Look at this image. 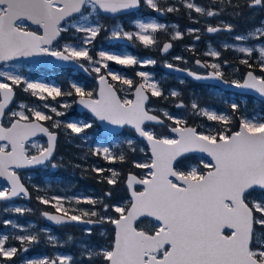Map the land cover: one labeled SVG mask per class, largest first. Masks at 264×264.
<instances>
[{
	"label": "snow or ice",
	"instance_id": "obj_1",
	"mask_svg": "<svg viewBox=\"0 0 264 264\" xmlns=\"http://www.w3.org/2000/svg\"><path fill=\"white\" fill-rule=\"evenodd\" d=\"M226 2L231 5V0H212L213 4ZM142 4L158 13L178 11L171 6L160 7L158 0H0V63L7 65L21 58L51 57L56 61L76 63L87 72L89 68L84 63L87 62L92 66L90 71L97 74L99 83L96 91L77 84H72L69 91H62L54 85L0 71V178L6 182L0 186V201L31 198L19 170L58 167L52 162L58 138L53 129L63 127L79 136L93 127L91 123L62 124L40 107L25 103L13 108L15 89L23 86L25 93L44 102L42 107L56 117L65 113L48 104V99L55 101L57 97L75 95L76 102L97 120L118 128L128 127L146 144V148L137 147L135 141H126L131 152L144 153L146 159L132 162L134 168L144 171L128 172L124 180L128 199L123 202L112 204L103 199L37 196L40 204L55 210L54 213L44 211L41 215L56 225L112 226L113 234L106 244L85 243L89 264H264V116L238 115V103L230 105L232 115H227L201 108L193 102L191 109L195 115L220 125L215 129L198 130L181 117L167 111L158 115L148 106L150 97L164 95L159 85L151 81L149 73L136 71L135 75L140 78L136 81L113 72L108 66L112 61L117 65L143 68L154 65L155 60H138L127 53L106 51H99L98 59L90 55L88 46L104 30L96 19L99 13L114 16L138 9ZM184 6L201 16L219 15L212 8L192 2H185ZM247 6L264 8V0H249ZM136 28L138 31L129 32L115 25L112 38L136 40L146 48L152 47L158 44L156 33L166 26L137 22ZM70 30L83 34L81 46L59 45L62 34ZM222 30L232 32L233 28L230 24L224 28H206L208 33ZM188 31L196 33L199 29ZM249 35L264 39V28H257ZM180 38V31L172 36L173 40ZM199 38L197 35L196 39ZM234 39L244 41L246 38L237 35ZM171 47V43H165L162 51L167 53ZM236 50L248 58L258 52V65L249 63V59H242L240 63L249 69L258 67L261 75L250 70L242 81H229L224 78L220 63L199 59L195 61L199 67L213 71L201 75L171 63H166L165 67L177 72L187 71V75L197 81L217 80L237 89L251 90L264 98V47ZM205 55L220 57L218 51H209ZM175 59L183 60L179 56ZM102 69L106 70L105 74H101ZM108 77L122 87L118 88ZM121 92L125 95L121 96ZM179 95L175 91L171 93L172 97ZM61 107L70 105L63 103ZM176 107L184 108L185 105L181 101ZM152 125H159L161 131ZM37 137H46V144L38 143ZM93 154H102L109 163L127 162L126 155H115L107 147H98ZM91 171L113 186L119 183L122 175L113 168L93 167ZM105 172L110 175H101ZM104 195L111 198L112 192L109 190ZM73 203L90 207H73ZM13 210L18 214L31 211L19 207ZM4 224L20 227L11 220H5ZM84 231L91 236L93 230L88 227ZM101 235L105 233L101 232ZM15 239L21 248L6 245L8 236L0 238V264H15L14 258L20 251H29L25 245L40 242L38 233L16 236ZM48 242L55 246L56 238L49 235ZM24 264H73V257L58 255L27 260Z\"/></svg>",
	"mask_w": 264,
	"mask_h": 264
},
{
	"label": "rangeland",
	"instance_id": "obj_2",
	"mask_svg": "<svg viewBox=\"0 0 264 264\" xmlns=\"http://www.w3.org/2000/svg\"><path fill=\"white\" fill-rule=\"evenodd\" d=\"M246 2H249V0H245ZM185 2H192L195 3L199 6L207 8L204 4H202L199 0H158V3L160 7H175L178 9V11L168 13V14H179V11L181 8L184 10H189L187 9L184 4ZM143 6L147 7L146 5L142 4ZM223 5H228L227 2ZM235 4L232 3L231 0V5L234 6ZM181 7V8H180ZM149 8V7H148ZM261 7H256V14H261ZM153 11V10H152ZM156 12V11H153ZM195 13V12H194ZM198 18L191 19L189 20L192 25L188 24L184 27V24L180 25L178 22L174 20H169V16H166L164 20H160L157 16H153L148 19H138L136 21H132L131 19H124L125 22H123V19L120 17H108L115 19L114 23H111L110 26L106 25L103 23V18L104 16L101 15V13L98 14V19L99 23L103 26L104 31L106 33V36H97L96 39L92 42V46H88L93 50L92 55H95V57L98 59V52L99 51H106L109 53H127L128 52H120L115 49L108 48V44H113L116 45L118 43H124L126 39H114L112 38V31L115 27V25H120L124 31H129V32H135L138 31L136 28V23L137 22H144V23H149V22H155L158 24H163L166 26L164 30H161L160 32L164 35V37H169L172 39L173 34L176 31H180L182 33V38L180 39H175L179 42H181L179 45L180 48L178 52L171 54L169 57H163V61L160 63V65L163 67L166 63H171V64H179L182 66V63L186 61V54L193 55L197 52V50H201L204 43H200L203 33L206 35V30L203 32L200 28L204 27L206 28L207 26L213 25L211 22L212 17H206V16H201L197 13H195ZM122 16H127V15H122ZM216 16H214L215 18ZM128 19V20H127ZM219 22H222V25H229L225 24V21L218 20ZM127 23V24H125ZM201 24V26H197ZM128 25V26H127ZM173 25L177 26L173 28ZM232 26V25H231ZM233 27V26H232ZM257 28H262L261 26H256L253 29L248 30L246 34H239V33H232L228 34L229 36H221L219 38L215 39H208L206 43V47L203 48V52L198 53L199 55L205 54L206 52L209 51H218L220 53L219 59H216L212 56H209V60L207 63H220L221 64V71L224 74H231V78L233 80H240L242 81L243 78H241L240 73L237 69V67L233 66L225 56V51H230L231 55H234L235 58L240 56L242 59H254L255 61L259 60V55L258 52H254V55L252 58H248L244 54L238 52L236 49L240 47H252V48H260L264 47L262 44H256L252 43V39L254 38L253 36H250L249 33L255 32ZM189 29H199V32L196 33H190L188 30ZM67 33V37L69 40H61L59 41V45H63L65 43H71V44H76L77 46L80 45V39L82 38L83 34H78L75 33L74 30H70ZM65 33V34H66ZM199 36V40L196 41V36ZM237 35H243L245 36L244 41H236L234 38ZM73 36H77V40H72ZM100 37L99 41L97 42V38ZM190 38L191 43L185 44L183 43V39ZM173 40V39H172ZM235 42H234V41ZM225 45H228V47H225ZM154 49L155 46H152ZM131 55V54H130ZM182 57L183 60H176L175 57ZM140 60H151V59H140ZM226 62V63H224ZM109 68L113 72H117L120 74L125 75L126 72L125 70H128L130 72L133 71L135 74L136 71H145L142 70V68L137 65L136 68L134 69L133 67H126L123 65H117L115 62L109 61L108 62ZM148 66L154 67V65L148 64ZM212 70V69H211ZM0 71H5V72H11L14 74H19L24 76L26 79H29L34 82H43L47 83L50 85H54L57 87H64V90L62 91H69L71 90L72 84H77L78 86L83 87V85L79 82H77L74 79L73 75H76V72L71 73V75H67V73H64L66 75L63 76L59 72L55 71V69H44V68H38L34 67L31 65H27L24 63H10L7 65H2L0 66ZM149 73L151 77V81L156 82L159 87H160V80L156 78V76L148 71H145ZM106 70L102 69L101 74H105ZM167 75V74H166ZM238 75V76H236ZM126 76V75H125ZM169 76V75H167ZM98 77V76H97ZM137 77V76H136ZM111 78V77H109ZM179 81L181 83H186L184 78H179ZM2 79V78H0ZM58 82V83H57ZM63 86H61V84ZM115 84V83H114ZM122 87L119 84H116V86ZM126 87V86H123ZM23 86L18 87L20 95L22 97H31L33 98L32 101H16L12 105L13 108H16V106L19 103H25L31 107H40L41 110L45 111L47 114L52 115L54 120H59L63 122V116H69L73 111L76 110V96L73 95L71 97H57L55 101L51 100L50 98L48 99L47 103L50 104L53 107H56L58 111H61L65 113L63 116L56 117L54 113H51L48 111V109H44L42 107L43 103L42 101L38 100L36 97L31 96L29 93H25L22 90ZM91 91H94L92 88L90 89ZM97 90V86H96ZM195 92L193 93V96L196 98L195 103H198L201 108H205L211 111H216L217 113L220 114H227L229 115L228 111L226 110L228 106L232 103H236L237 99H241L245 101L244 97H239L234 93H228L226 94L225 92L219 90L218 88H213L210 87L209 89L203 91V90H194ZM206 92V93H205ZM123 93V94H122ZM122 96L125 95L124 92H122ZM205 93V94H204ZM129 98H133L129 96ZM152 102L150 103L149 107L153 108L156 110V113L160 114L162 111H167L173 116L176 117H181L185 119L188 123V125H192L194 127H197L198 130H208L209 128L215 129L219 128L220 125L216 124L215 122L208 121L205 117L195 115L191 109H188V107L184 108H178L176 105L171 107L167 106H160L159 102H162L163 99H159V97H151ZM206 102V101H211V103H217L216 105L212 104H200L199 102L201 101ZM158 102H154V101ZM179 101L178 103H180ZM183 102V101H182ZM63 103H68L70 107L68 108H63L61 107V104ZM184 103V102H183ZM245 103V102H244ZM177 104V103H176ZM185 105V103H184ZM84 115V114H81ZM253 116H264L262 114H254ZM249 117H252L250 115ZM69 122H74V123H91L93 125L92 128L86 129L85 133H81L79 136L76 134H72L70 129H65L63 127L60 128V131L63 133V143H64V149L71 153V155L74 156L75 160L78 159L80 160L79 162H74V165H76V168L74 166V170L71 173L70 179H62V180H53L47 176L49 174L48 171H52L53 168L49 167H44L36 171H20L22 179H24V182L29 184V186L33 187V190H35L38 196H46V197H51V196H62L66 197L68 199H76V198H92V199H103L108 203L116 204L119 202H123L126 199H128V192L126 195V185H125V177L128 174L129 171L134 172V173H142L144 170L141 169H136L133 167L132 162L133 161H140L142 162L144 159H146L145 154L141 153L139 151L133 153L129 150L128 145L126 141L128 140H133L136 142L137 147H145L146 144L142 141H140L135 135H129V134H123V135H116V136H110L107 138H102L101 137V131L102 127L98 125L97 122L94 121V119L90 116H84L82 118H72ZM51 123V122H49ZM190 123V124H189ZM160 130H157L158 132L161 131V127H157ZM36 141L40 144H46V140L43 138L36 139ZM69 146H72L73 148H69ZM103 148L107 147L110 149V151L115 154H124L127 157V162L125 163H109L103 159V155L101 154L100 156H96L93 154L94 150L96 148ZM32 151H35V149H32ZM59 160H63L66 158L65 156H59ZM56 159V158H55ZM53 160V163L55 161ZM79 165V167H77ZM93 167H99V168H113L119 171L122 175L119 177V183L116 184L113 188L110 189V187H105L104 193L98 192L97 189L90 187L87 184H84L79 180V178L76 177L77 173L79 172L82 176L81 179L86 180L88 177H94L97 178V181H102L101 176H98L97 173L91 171ZM126 168H128V171H126ZM56 169V168H54ZM103 176H108L110 175V172H105L101 174ZM106 182V181H103ZM112 192L111 198L106 197L104 194L107 191ZM31 201V200H30ZM30 201H25L24 198L19 197L17 200L12 201V202H3L0 201V238H3L4 236H8L9 240L6 242V245L10 246H15L20 245V242L15 239L16 236L20 235H26V234H39L40 236V245H43L42 247L46 246L49 249H44V253L41 255H36L33 258H29L24 256L23 254H26V252L20 251L18 257L19 258H14L15 264H24L25 261L27 260H36V259H43V258H55L58 255H71L73 257V264H89V261L87 259L86 253H85V243H91L93 245H104L107 243V241L110 239L112 233V226L108 224H104L103 226H99L96 228H93L92 230V235L89 236L85 233L84 229L85 228H76V233L71 232L69 230L65 231L62 230V233L56 232L53 228L50 226H43L37 224L35 220L32 218L26 217L25 213L24 214H18L16 213L13 209L16 207L22 208V209H31L29 212H35V210L28 205ZM40 203L38 200H35V205L38 206ZM42 205V204H41ZM65 206H69L67 200L65 201ZM73 207H78V208H88L90 207L89 205H75L73 203ZM7 209V210H6ZM112 215H115V213H112ZM5 220H11L12 223L19 225V228H12L10 225H5L4 221ZM28 222H26V221ZM101 232H104L105 235H101ZM53 236L56 238V245L53 246L48 242V236ZM69 237L71 239L69 240ZM41 247V248H42Z\"/></svg>",
	"mask_w": 264,
	"mask_h": 264
},
{
	"label": "trees",
	"instance_id": "obj_3",
	"mask_svg": "<svg viewBox=\"0 0 264 264\" xmlns=\"http://www.w3.org/2000/svg\"><path fill=\"white\" fill-rule=\"evenodd\" d=\"M202 4H204L207 8H212L213 10H216L219 12V15H217L215 18L212 17L211 21L213 20V22L215 23V25H220L218 22V20H222V21H226L228 22L230 25L233 26V32L234 33H239V34H246L248 32V30L253 29L256 26H261L262 28H264V8H260L261 10V14H256V7H248V2H246L245 0H232V3H234L235 5L229 6V5H221L219 3L217 4H213L212 0H199ZM181 8V7H180ZM154 16V12L152 11V9L145 7L142 5L141 10L137 13H132L129 14L127 16H121L120 18L123 19V22H125L124 19L128 18L131 19L132 21H136L138 19H148ZM166 16H169V19L174 20L176 22H178L180 25L184 24V27L188 24L192 25L191 22L189 20L191 19H195L198 18L197 15L194 13V11H190V10H184L183 8L180 9L179 14H168L166 13ZM127 19V20H128ZM115 19L112 18H108V17H104L103 18V23H105L106 25L110 26L111 23H114ZM127 24V23H125ZM200 25V24H199ZM197 25V26H199ZM128 26V25H127ZM105 29V28H103ZM80 35V34H79ZM230 35V34H229ZM228 34L223 35L228 37ZM98 36H106V33L104 30H102L100 32V34ZM157 36V40H158V44L155 46V48L153 49L152 47H145L144 45L140 44L139 41L136 40H126L124 43H118L116 45L113 44H108V48H113L117 51L120 52H128L131 55L135 56L138 60L140 59H151V60H155V66H144L142 68V70L148 71L152 74H154L156 76L157 79L160 80V88L163 91L164 95L162 97H159V99H163L162 102L160 103V106H167V107H171L173 108L174 105H176V103H178L179 101H183L185 103V106L188 107V109H190V105L195 102V97L193 96V93L195 92L194 90H207L210 87L203 85V84H197L194 83L192 81L189 80H185L186 83H181V81H179V79H177L174 76H167L165 74V72L163 71V67L160 65V63L163 61V57L160 54V49L162 44L168 40V37H164V35L161 32L156 33ZM78 37L77 36H73L72 40H77ZM100 37L97 38V42L99 41ZM61 40H69V38L67 37V33H63L62 34V38ZM234 41V40H233ZM235 42V41H234ZM252 43H256V44H262L264 45V39H258L256 37H254L251 41ZM92 46V45H90ZM90 49V55H92L93 50L91 48ZM95 57V55H92ZM225 56L228 60H230L231 64L235 67H237L241 78H244V75L246 74L247 71L252 70L256 73V75H261L259 68L258 67H254L253 69H249L246 65L241 64L240 60H242V58L240 56L236 57L234 55L230 54V51H225ZM96 58V57H95ZM86 67L89 68V71L91 69V65L87 64V62H84ZM249 63L253 64V65H258L259 60L255 61L254 59H249ZM134 69L136 68L133 67ZM57 72H59L61 75L65 76L66 75L64 73H67V75H71V73H73L72 70L70 69H60V70H55ZM91 72V71H90ZM126 72V76L128 78H132L136 81H139L140 78L136 77V75L128 70H125ZM92 77L88 78L87 76H85L84 74L81 73H77L74 76V79L81 83L83 85V87L86 90H90L91 88L96 91V79H97V74L94 72H91ZM231 74H224V78L227 80H233L230 76ZM238 76V75H236ZM111 80V78H110ZM58 83V82H57ZM112 83L118 84V82L112 81ZM61 84V83H60ZM61 86H63V84H61ZM117 87L119 88V86L117 85ZM17 89V96H16V101H32L33 98L31 97H22L20 95L19 89ZM62 90H64V87L61 88ZM175 91L178 92L180 95L179 97H172L171 93ZM122 93V92H121ZM206 93V92H205ZM204 93V94H205ZM226 94H228V92H226ZM239 97H244L245 101L241 100L240 98L237 99L236 103H238L240 105V110L238 115H242L245 117H249L250 115H254L256 114H262L264 115V102H261L259 100H257L256 98L252 97V96H241L238 95ZM76 98V97H75ZM152 102V100H151ZM154 102H158V101H154ZM245 102V103H244ZM200 104H212V105H216L217 103H211V101H206L203 102L202 98L201 101L199 102ZM231 105V104H230ZM230 105L228 106V108L226 109L229 113V115H232L231 113V108ZM84 116L89 117L88 114H84L81 115L79 114L76 110L73 111L69 116H64L63 119L66 120V122L70 121L71 118H82ZM166 123H171L170 121H166ZM238 123V122H237ZM190 124V123H189ZM156 130H160L157 127H154ZM123 134H129V135H134V132L131 130H125ZM60 154L62 156H65L66 158H64V165H58V168L56 169H52V171H48L49 174L47 176H49V178L53 179V180H66V179H70V175L72 173V171L74 170V166L76 168V165H74V162H79L80 160L74 158L73 155H71V153H69L68 151H65L64 149H60ZM65 166V167H64ZM126 171H128V168H126ZM77 178H79V180L81 182H83L84 184L89 185L92 188H95L98 190V192L100 193H104V189L105 187H110L113 188V185H108L106 182L103 181H97V178L94 177H88L86 180L81 179L82 176L81 174L78 172L76 175ZM26 185L28 186L30 192H31V201L28 203V205H30L35 212H26L25 215L28 218H32L33 220H35V222L37 224L43 225V226H47V224L44 222V220L41 218V211L46 210V211H55L54 209H52L50 206H46V205H39L36 206L35 205V200H37V192L35 190H33V187L29 186V184L26 183ZM126 195H127V189H126ZM26 221V220H25ZM28 222V221H26ZM56 232L58 233H62L61 229H55L53 228ZM69 231L75 232L76 233V228L75 227H69ZM17 248H21V245H16ZM29 248V251L26 252V254H23L26 257L29 258H33L36 255H41L42 253H44V249H49L48 247L43 245L38 244H33V245H25ZM42 247V248H41ZM19 255V253H18ZM21 259V257H16ZM54 258V257H53Z\"/></svg>",
	"mask_w": 264,
	"mask_h": 264
},
{
	"label": "water",
	"instance_id": "obj_4",
	"mask_svg": "<svg viewBox=\"0 0 264 264\" xmlns=\"http://www.w3.org/2000/svg\"><path fill=\"white\" fill-rule=\"evenodd\" d=\"M141 8V7H140ZM135 9V10H131L129 12H124V13H120V14H117V15H111V14H105V13H102L101 12V15L105 16V17H118V16H121V15H125V14H129V13H134V12H137L139 11V9ZM156 15L159 17V18H164L165 16V12L163 13H158L156 12ZM220 28H224L223 26H219ZM218 33H230L228 31H225V30H222L220 32H217V33H209L210 35H214V34H218ZM165 43H171L172 44V47L169 49V51L167 53H164L162 51V47H161V55L163 57H168L172 51H173V43L171 41H166ZM164 43V44H165ZM8 63H24V64H27V65H31V66H34V67H39V68H55V69H72L73 71H76L78 73H82L88 77H91V73L89 71H84L83 69H81L78 64L76 63H72V62H61V61H56L54 58H51V57H34V58H21L19 60H16V61H10ZM3 63H0V66H2ZM175 67L177 68H181V69H185L183 67H180L178 65H175L173 64ZM164 71L167 73V74H170V75H174V76H178V77H183V78H186L188 80H191L195 83H200V84H206V85H211V86H216L218 87L220 90L222 91H229V92H233V93H237V94H242V95H250V96H253L255 97L256 99H258L259 101H262L264 102V98H261L257 93L251 91V90H244V89H237L235 87H232L230 84H224V83H221L220 81H217V80H212V79H209V80H201V81H197L195 80L193 77H190L187 75V71H181V72H177L175 70H172V69H168L166 68L165 66L163 67ZM185 70H188V69H185ZM212 71H209L208 73H210ZM198 73V72H196ZM206 73V74H208ZM255 73V72H254ZM198 74H201V75H206L204 73H198ZM256 74V73H255ZM246 76V74H245ZM245 78V77H244ZM109 79V77H108ZM110 81V79H109ZM111 82V81H110ZM97 86L99 87V83H98V79H97ZM98 87H97V90H98ZM16 89H15V98H16ZM15 98H14V101H15ZM78 99V98H77ZM76 99V101H77ZM150 101H151V97H150V100H149V104H150ZM14 103V102H13ZM148 104V106H149ZM13 105V104H12ZM11 105V106H12ZM76 110L78 113H88L90 116H92V118L98 123L99 126L102 127V132H101V137L102 138H106V137H109L111 135H118V134H121L124 129L128 128V127H125V128H118L116 126H113V125H109L107 124L106 122H101L99 120H97L92 114L91 112H89L88 109L84 108L82 105H80L79 103L76 102ZM153 126H159V125H153ZM130 129V128H128ZM132 130V129H130ZM136 135V134H135ZM139 140H141L138 136H136ZM38 138H42V137H37L36 139ZM46 138V137H44ZM58 139V138H57ZM142 141V140H141ZM57 146V144H56ZM56 155V150L54 152V157ZM199 154H197L198 156ZM53 157V158H54ZM205 159H208L207 157H205ZM42 168V167H40ZM36 169H39V168H33V169H21L19 171H28V170H36ZM23 182V181H22ZM24 183V182H23ZM6 182L3 181L2 178H0V186H3L5 185ZM26 185V184H25ZM30 192V191H29ZM31 197V196H30ZM19 197L17 198H14L12 201H15L17 200ZM31 198H25L26 201H30ZM12 201H7V202H12ZM46 211V210H44ZM42 211V212H44ZM41 212V213H42ZM49 213H54V212H51V211H48ZM41 217L45 220V222L50 225V226H53V227H63V226H71V225H74V226H81V227H84V228H94L96 226H100V225H82V224H76V223H71V224H66V225H56L54 222L52 221H48L43 215H41Z\"/></svg>",
	"mask_w": 264,
	"mask_h": 264
},
{
	"label": "flooded vegetation",
	"instance_id": "obj_5",
	"mask_svg": "<svg viewBox=\"0 0 264 264\" xmlns=\"http://www.w3.org/2000/svg\"><path fill=\"white\" fill-rule=\"evenodd\" d=\"M169 20H171V19H169ZM212 22V24L213 25H210V26H214V27H219V26H224V25H222V22H218L220 25H215V23L213 22V20L211 21ZM229 24L228 22H226L225 21V24ZM199 26H201V24L199 25ZM208 27V26H207ZM206 27V28H207ZM206 28L204 27V25H203V27L202 28H200L203 32H205V30H206ZM227 33H219V34H214V35H210L207 31H206V35H204V33H203V36H202V39H201V41H200V43H204V45H203V47H202V49L201 50H197V52L195 53V54H193V55H190L189 53L188 54H186L185 55V57H186V62H183L182 63V66L181 65H179V64H175V65H178V66H180V67H183V68H185V69H188V70H192V71H194V72H198V73H208L209 71H213V70H211L210 68H202V67H199L196 63H195V61L197 60V59H199V60H201L202 62H206L207 63V61L209 60V56L208 55H205V54H202V55H199L198 53H201V52H203V48H205L206 47V41L209 39H215V38H219V37H221V36H223V35H226ZM169 38V37H168ZM168 40H170L172 43H173V51H172V53L171 54H173V53H176V52H178V50H179V48H180V46L181 45H179L181 42H179V41H177V40H172V39H168ZM196 41H197V39H196ZM183 43H185V44H189V43H191V41H190V38H185V39H183V41H182ZM64 117V116H63ZM62 117V118H63ZM72 119V118H71ZM70 119V120H71ZM47 123H49V122H47ZM63 123H67L66 122V120H64L63 119V122H62V124ZM50 124V123H49ZM53 131H56L57 132V134H58V139H57V146H56V159H55V161H54V163H56L57 165H64V163H63V161H64V159L61 161V160H59V156H61V154H60V149H64V143H63V133L60 131V129H53ZM43 139H45L46 140V138H43ZM69 148H73L72 146H69ZM65 150V149H64ZM66 151V150H65ZM65 167V166H64ZM58 168V167H57ZM69 227H76V226H66V227H61V228H56V229H61V230H65V231H67V230H70L69 229ZM79 228H81V227H79ZM72 232V231H71Z\"/></svg>",
	"mask_w": 264,
	"mask_h": 264
},
{
	"label": "bare ground",
	"instance_id": "obj_6",
	"mask_svg": "<svg viewBox=\"0 0 264 264\" xmlns=\"http://www.w3.org/2000/svg\"><path fill=\"white\" fill-rule=\"evenodd\" d=\"M43 219V218H42ZM44 220V219H43ZM44 222H45V220H44ZM46 223V222H45ZM47 224V223H46ZM48 225V224H47ZM48 226H50V225H48ZM71 226H74V225H71ZM100 226H103V225H100ZM51 228H61V227H53V226H50ZM63 227H66V226H63ZM76 227H81V226H76ZM96 227H99V226H96ZM96 227H94V228H96ZM81 228H84V227H81ZM86 229V228H85ZM93 229V228H92Z\"/></svg>",
	"mask_w": 264,
	"mask_h": 264
}]
</instances>
